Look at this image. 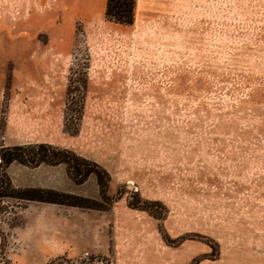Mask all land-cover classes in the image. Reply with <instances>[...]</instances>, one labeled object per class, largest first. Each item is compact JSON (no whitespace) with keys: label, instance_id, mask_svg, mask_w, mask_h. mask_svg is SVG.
<instances>
[{"label":"rangeland","instance_id":"374dc122","mask_svg":"<svg viewBox=\"0 0 264 264\" xmlns=\"http://www.w3.org/2000/svg\"><path fill=\"white\" fill-rule=\"evenodd\" d=\"M105 8L0 0V177L87 178L0 197V264H264V0Z\"/></svg>","mask_w":264,"mask_h":264},{"label":"crops","instance_id":"0c3cea01","mask_svg":"<svg viewBox=\"0 0 264 264\" xmlns=\"http://www.w3.org/2000/svg\"><path fill=\"white\" fill-rule=\"evenodd\" d=\"M97 1L100 11L105 8V0H83L84 3ZM5 173L11 185L16 189L51 190L77 196H85L87 178L82 183H75L63 163H40L29 166L16 161L10 162ZM85 192V191H84Z\"/></svg>","mask_w":264,"mask_h":264},{"label":"trees","instance_id":"16d2710c","mask_svg":"<svg viewBox=\"0 0 264 264\" xmlns=\"http://www.w3.org/2000/svg\"><path fill=\"white\" fill-rule=\"evenodd\" d=\"M133 8H134V0H107L106 2V8H105V15L108 19L120 23V24H131L133 22ZM19 149V148H16ZM12 150V149H11ZM19 161L23 162V158L19 154H13L11 156H8L7 158H4V156H1V162L7 166L12 161ZM37 162H45V163H61L66 162L63 159H58L56 161L51 160L49 156L44 153L40 155V158ZM0 197H7V196H14V193L18 192L19 189L14 188L9 178L6 176V174L1 173L0 177ZM76 179V178H75ZM1 188H5L7 191H2ZM24 191H27L29 193H35L40 195H50L52 198L45 199L42 196L41 197H33L29 195L28 199L31 200H38V201H47L52 203H62V199L67 197L65 194L54 192V191H48V190H34V189H26Z\"/></svg>","mask_w":264,"mask_h":264}]
</instances>
